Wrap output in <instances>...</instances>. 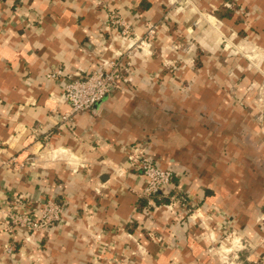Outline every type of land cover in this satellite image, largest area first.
<instances>
[{"label":"clouds","instance_id":"obj_1","mask_svg":"<svg viewBox=\"0 0 264 264\" xmlns=\"http://www.w3.org/2000/svg\"><path fill=\"white\" fill-rule=\"evenodd\" d=\"M0 264H264V0H0Z\"/></svg>","mask_w":264,"mask_h":264}]
</instances>
